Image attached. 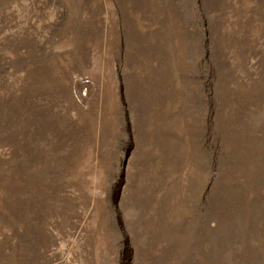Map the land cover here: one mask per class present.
Masks as SVG:
<instances>
[{
    "label": "rangeland",
    "instance_id": "1",
    "mask_svg": "<svg viewBox=\"0 0 264 264\" xmlns=\"http://www.w3.org/2000/svg\"><path fill=\"white\" fill-rule=\"evenodd\" d=\"M0 264H264V0H0Z\"/></svg>",
    "mask_w": 264,
    "mask_h": 264
}]
</instances>
